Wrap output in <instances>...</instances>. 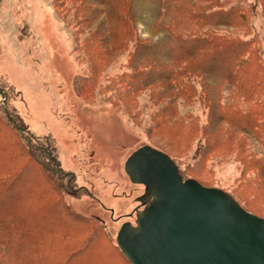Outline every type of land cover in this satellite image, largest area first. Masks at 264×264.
I'll return each instance as SVG.
<instances>
[{
  "label": "rangeland",
  "instance_id": "rangeland-1",
  "mask_svg": "<svg viewBox=\"0 0 264 264\" xmlns=\"http://www.w3.org/2000/svg\"><path fill=\"white\" fill-rule=\"evenodd\" d=\"M247 1L257 2L253 29L264 54V0ZM148 16L145 7L136 24L139 40L94 58L84 45L96 21L82 25L71 7L63 9L56 0H0V79L9 89L10 103L39 142L51 139L62 167L85 187L87 194L69 198L70 203L79 213L99 219L115 243L122 224H134L138 197L144 193L142 184L129 179L125 162L146 144L172 156L184 179L220 188L264 216V185L254 192L252 167L264 145L253 138L240 151L234 139L230 148H221L226 131L205 132L208 99H230L232 88L209 77L195 81L199 93L190 102L176 99V86L164 81L150 88L140 83L134 94H125L133 63L143 70L136 81L145 78V41L158 36ZM229 31L243 34V29ZM85 73V80L78 81ZM205 83L209 87L204 89ZM200 87L205 90L201 95Z\"/></svg>",
  "mask_w": 264,
  "mask_h": 264
},
{
  "label": "trees",
  "instance_id": "trees-1",
  "mask_svg": "<svg viewBox=\"0 0 264 264\" xmlns=\"http://www.w3.org/2000/svg\"><path fill=\"white\" fill-rule=\"evenodd\" d=\"M56 1L63 9L71 7L82 25L97 22L88 30L84 45L91 48L94 58L139 40L136 24L146 7L149 25L158 36L145 41V78L136 81L143 70L133 63L129 77L136 84L130 82L125 94H134L140 83L150 88L164 81L176 86V99L190 102L199 93L195 81L200 84L214 77L233 89V97L208 99L211 114L205 132L222 134L224 129L221 148H230L234 139L240 151L253 138L264 145V54L253 29L257 2ZM229 29H243V34ZM202 88L200 95L205 91ZM7 89L0 79V264H132L99 219L79 213L70 203L69 198L87 194L85 187L62 167L51 139L39 142L10 103ZM167 105L173 113L175 103ZM253 165L256 192L264 185V154ZM179 173L184 179L180 167Z\"/></svg>",
  "mask_w": 264,
  "mask_h": 264
},
{
  "label": "water",
  "instance_id": "water-1",
  "mask_svg": "<svg viewBox=\"0 0 264 264\" xmlns=\"http://www.w3.org/2000/svg\"><path fill=\"white\" fill-rule=\"evenodd\" d=\"M124 169L144 186L135 223H123L116 237L132 264H264V218L231 194L183 179L173 159L148 144Z\"/></svg>",
  "mask_w": 264,
  "mask_h": 264
},
{
  "label": "flooded vegetation",
  "instance_id": "flooded-vegetation-1",
  "mask_svg": "<svg viewBox=\"0 0 264 264\" xmlns=\"http://www.w3.org/2000/svg\"><path fill=\"white\" fill-rule=\"evenodd\" d=\"M143 208V206L142 205H139L138 207H136V210H135V212H137L138 210H141ZM128 222H130V221H128ZM135 223V222H134Z\"/></svg>",
  "mask_w": 264,
  "mask_h": 264
}]
</instances>
